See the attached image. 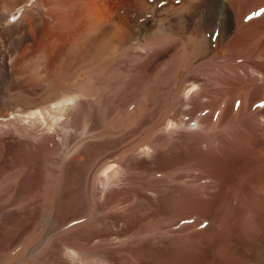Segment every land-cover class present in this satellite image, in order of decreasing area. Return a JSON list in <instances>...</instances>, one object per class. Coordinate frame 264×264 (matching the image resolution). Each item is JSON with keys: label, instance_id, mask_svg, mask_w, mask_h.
<instances>
[{"label": "bare ground", "instance_id": "obj_1", "mask_svg": "<svg viewBox=\"0 0 264 264\" xmlns=\"http://www.w3.org/2000/svg\"><path fill=\"white\" fill-rule=\"evenodd\" d=\"M215 2H221L225 6L228 19L227 26L223 27L220 34L213 32L210 26L212 18L209 8ZM258 8L263 10L264 0H0V116L14 111L18 120H23L28 114V117L36 121L38 116L50 112L56 113V116H64L63 122L70 123L74 114H77L76 118L81 117L91 107L93 99L98 98L101 84H104V70L122 72V76L128 78V81L119 82L118 87L123 89L122 93L125 91L132 94L141 84L154 77L164 79L172 62L175 64L181 61L182 64L184 48L191 41H197L199 44L196 49L194 47V50H191L192 55L196 50L207 52L211 43H214L218 48L217 52L208 59L210 64L203 74L207 76L208 81L216 85L217 90H210L209 97L211 101L220 102L227 95L234 97L240 90L246 91L253 87V99L260 104L255 108L248 106V109H244L242 115L245 119L241 123V129L248 133L249 138L243 135L241 143L247 147L250 141L252 145L261 147L264 145V102L261 100L264 93V17L258 20L250 17L251 10ZM197 84L199 88L195 89L193 96L201 104L207 95L202 90L198 78L192 80L190 85L196 87ZM127 97L125 101H128ZM194 97L192 99L196 101ZM121 103L122 100L111 102L114 106ZM187 123L192 124L190 121ZM197 123L198 120H195V124ZM7 124L0 120L2 150L7 147L8 137L11 135V126ZM197 140L194 145L203 150L205 147L202 146L209 147L208 141L212 139L200 136ZM144 146L148 149H140L142 153L149 154V150L154 148L150 144ZM81 157L78 156L76 160ZM109 163L111 161L98 166L96 170H90L93 174L89 171L88 175L91 177L87 176L97 184L96 186H103L106 190H109L110 186L113 188L115 184H121L117 183L118 180L122 182L121 178L117 177L118 173H123L120 168L111 174L114 176L112 179L110 174V177L104 175L105 170L110 167ZM201 165L192 164V168L197 170L196 172L200 169V172L204 169ZM95 166L96 162L92 168ZM6 168L3 164L0 165V178L5 175ZM85 172L76 174L81 179L84 178ZM196 172H193L191 185L200 179ZM29 177L32 182L27 187H23V178L15 176L11 187L0 189V264H28L20 250L23 246V233L26 231L24 222H34L37 216H40L37 199L40 182L44 176L35 172ZM51 177L53 176L50 174L47 179ZM166 179V182L177 183V186H171L169 194H159V184H155L156 189L150 187L151 185L146 189L135 188L134 193L143 201L142 206L136 205L102 221L95 220L88 229H80L72 235L47 234L53 238L42 243L38 240L40 253H35L40 255L35 264H154L148 253L154 247L165 246L170 248L172 255L163 257L162 263L159 264H199V235L202 234L197 229L201 223V217L196 216L199 215V197L194 192L187 193V199L185 198L186 190L182 185H178L180 182L184 183L182 176L174 174ZM151 184L154 185L152 182ZM93 193L92 197L96 196ZM129 196L117 190L112 197H107V201L113 207ZM171 196L180 198L183 205L168 203L167 197ZM117 205L115 210L123 206L122 204L116 207ZM99 212L105 211L101 209ZM186 218L190 221L188 235L184 234ZM154 221L155 227H151ZM128 231H131L130 234L125 235ZM186 248L190 251L189 254L186 253ZM8 249H11L13 253H9L14 256L7 257ZM136 259L138 263L135 262Z\"/></svg>", "mask_w": 264, "mask_h": 264}, {"label": "rangeland", "instance_id": "obj_2", "mask_svg": "<svg viewBox=\"0 0 264 264\" xmlns=\"http://www.w3.org/2000/svg\"><path fill=\"white\" fill-rule=\"evenodd\" d=\"M223 6L221 2H215L209 8L212 18L211 30L216 34H220L228 24L226 8ZM262 16L264 17V8L263 10L252 9L250 12V17L256 20L263 18ZM196 42L191 41L185 46L182 64L181 61H178L179 64L172 62V66L169 65L166 70L164 79L158 78V76L154 77L141 84L132 94L125 91L122 93L123 89L118 87L119 82L128 81V78L122 76V72L104 70L102 81L104 84H101L98 98L93 99L91 107L81 117L76 118L77 114H74L70 123L63 122L64 116L58 115V117L56 113L55 115L50 112L43 113V117L42 115L38 116L36 121H33L30 116L28 117V114L25 115V120H18L15 118L14 111L0 116L2 123H8L7 125L11 126L7 147L3 150L0 148V165L3 164L5 168L7 167L5 175L0 178V189L11 187L13 185L11 183L15 182V176L23 178V187L29 186L32 182L30 174L39 172L44 176L43 181L40 182L37 199L38 215L40 216H37V221L24 222L26 231L23 233V244L21 243L23 248L21 247L20 250L28 264H35L38 255H40L35 253H40L38 247L40 242H47L48 239L56 236L54 233L72 235L80 229H88L96 221H102L117 213L128 211L136 205L142 206L143 201L139 200L134 193L139 188L146 189L151 185L150 187L156 189L157 185L155 184H159L158 193L169 194L171 186H177V183L166 182V178L174 174L184 178V183L180 182L178 185H182L186 190V199L187 193L195 192L199 197V215H196L197 218L201 217L199 219L201 223L197 229L202 233L199 235V264H264V145L257 147L252 145L249 140H247V142L249 141L247 147L241 143L243 135L249 138L248 133L241 129V123L245 119V117L243 118L244 109H248V106L255 108L260 103L253 99L255 91L253 87L246 90L247 92L240 90L234 97L227 95L220 102L211 101L209 92L217 90L216 85L208 81L207 76L203 74L210 64L208 59L217 52L218 48L214 43H211L207 52L202 53L196 50L192 55L191 50L196 49L199 45ZM217 62L219 63V61ZM195 78L201 81L200 86L207 95L201 104L193 96L199 85L197 84L196 87L193 85L194 88L190 85ZM117 93L119 97L116 95ZM44 94L46 93L44 92ZM126 97L128 101H125ZM193 97L196 101L192 99ZM111 100L115 103L122 100L123 104L114 106L111 104ZM261 100L264 102V93ZM195 120H198V125L195 124ZM187 121L192 124L188 125ZM66 136L67 138H65ZM200 136L212 139L208 141L209 147L202 146V148L205 147L203 150L194 145L197 144V139ZM147 144L152 145L154 150L150 149L149 154L140 152L143 149H148L147 146H144ZM78 156H82L80 160H76ZM107 159L109 161H106ZM110 161V167L105 170L104 175L113 176L111 174L120 168L123 171H119L123 172L124 177L118 173L117 177L119 176L122 182L118 180L117 183L121 184H115L116 186L113 184V188L110 186L109 190L108 188L106 190L103 186H96L97 184L95 185L89 178L91 175L89 174V176L88 173ZM95 162L97 166L92 168ZM196 163L202 164L201 167L204 169L200 172L198 169L196 172L197 170L192 168V164ZM86 170L87 172H85ZM80 172H85L84 178L79 179L77 174ZM193 172H196L200 179L191 185L190 180L193 179ZM90 173L93 174V171ZM50 174L53 176L52 179H47ZM110 178L112 179L114 176ZM87 184L89 186H86ZM220 186L223 188L221 189ZM96 188L101 190H96ZM228 188L234 190L231 191ZM117 190L130 195L127 197L128 199L121 200L120 204H115L116 207L123 204L118 208L119 210H115V205L112 207L107 201ZM92 193L101 200L96 196L92 197ZM167 201L173 205H183V201L175 196L167 197ZM121 208L122 210H120ZM101 209L105 212H99ZM202 214L205 216L202 217ZM81 218L82 220H80ZM155 221L151 223V227H155ZM188 222L190 223L188 218L184 219V223H186L184 224L185 235L190 232ZM157 223L156 226H158ZM130 232L124 234L127 235ZM47 234L53 236L50 237ZM185 251L190 253L188 248ZM7 252V257L14 256L11 255L13 253L11 249H8ZM170 253V248L165 246L163 248L154 247L148 255L154 264H159L162 263L163 257H170L172 255ZM135 262L138 263V260L136 259Z\"/></svg>", "mask_w": 264, "mask_h": 264}]
</instances>
